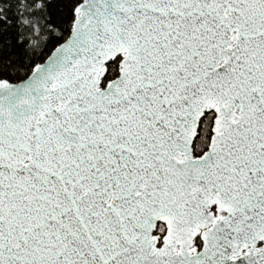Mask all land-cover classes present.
<instances>
[{
    "label": "snow or ice",
    "instance_id": "obj_1",
    "mask_svg": "<svg viewBox=\"0 0 264 264\" xmlns=\"http://www.w3.org/2000/svg\"><path fill=\"white\" fill-rule=\"evenodd\" d=\"M0 93V264H264V0H0Z\"/></svg>",
    "mask_w": 264,
    "mask_h": 264
},
{
    "label": "water",
    "instance_id": "obj_2",
    "mask_svg": "<svg viewBox=\"0 0 264 264\" xmlns=\"http://www.w3.org/2000/svg\"><path fill=\"white\" fill-rule=\"evenodd\" d=\"M17 86H18V88L22 89L24 87V84L19 82V83H17ZM0 95H6V94L0 93ZM21 95H23V92L22 91H18L15 94V97L14 98H19ZM18 114H19V110L17 111V115Z\"/></svg>",
    "mask_w": 264,
    "mask_h": 264
},
{
    "label": "trees",
    "instance_id": "obj_3",
    "mask_svg": "<svg viewBox=\"0 0 264 264\" xmlns=\"http://www.w3.org/2000/svg\"><path fill=\"white\" fill-rule=\"evenodd\" d=\"M13 79L17 80V83H19V82L22 80L21 77H15V78H13Z\"/></svg>",
    "mask_w": 264,
    "mask_h": 264
}]
</instances>
